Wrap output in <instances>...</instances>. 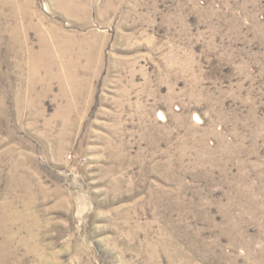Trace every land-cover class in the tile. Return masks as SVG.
Returning <instances> with one entry per match:
<instances>
[{
    "label": "rangeland",
    "instance_id": "1",
    "mask_svg": "<svg viewBox=\"0 0 264 264\" xmlns=\"http://www.w3.org/2000/svg\"><path fill=\"white\" fill-rule=\"evenodd\" d=\"M0 264H264V0H0Z\"/></svg>",
    "mask_w": 264,
    "mask_h": 264
}]
</instances>
